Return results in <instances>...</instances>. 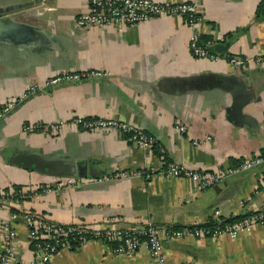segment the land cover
Returning <instances> with one entry per match:
<instances>
[{"label": "crops", "instance_id": "0c3cea01", "mask_svg": "<svg viewBox=\"0 0 264 264\" xmlns=\"http://www.w3.org/2000/svg\"><path fill=\"white\" fill-rule=\"evenodd\" d=\"M86 1L0 0V18L36 32L21 44L0 38V106L34 86L0 114V188L12 193L18 184L27 192L14 205L9 198L0 201V222L8 217L6 205L58 224L95 227L197 226L209 218L264 212V164L224 174L204 188L189 177L140 173L178 163L221 174L264 150V63L253 60L264 53V0H198L191 27L180 15H163L81 28L74 16ZM191 34L210 38L217 57L194 56ZM229 55L246 61L233 67ZM83 70L103 74L45 84L50 74ZM234 101L245 119L228 117ZM74 117L123 120L153 141L140 147L127 132L88 130ZM24 152L69 161L73 173L50 174L10 160ZM13 227L8 264H35L25 224L18 219ZM159 256L144 241L133 252L116 253L90 239L59 248L44 264H264V220L234 235H162Z\"/></svg>", "mask_w": 264, "mask_h": 264}, {"label": "built area", "instance_id": "2783aa9c", "mask_svg": "<svg viewBox=\"0 0 264 264\" xmlns=\"http://www.w3.org/2000/svg\"><path fill=\"white\" fill-rule=\"evenodd\" d=\"M197 5L198 0H182L165 3L157 0H87L85 9L74 16V24L81 28L116 26L119 24H132L163 15H180L183 17L185 23L191 27L198 18ZM198 41V37L195 34L189 36V50L194 56L217 57V53L212 50L213 41L210 38H206L202 43ZM225 58L233 67H241L246 61L245 58L236 55H229ZM253 60L264 63V53L257 54ZM101 74L103 72L100 70L56 72L50 74L45 79V84L51 85ZM31 91H34V86H30L16 97L4 100L0 106V114L9 111ZM72 120L80 127L88 130L100 128L127 132L129 137L140 147L149 145L153 141L152 137L141 127L116 118L74 117ZM25 127L28 128L29 126ZM175 127L181 132L184 131L183 124H176ZM260 164H264V150L252 154L236 165L226 167L221 174L201 172L186 168L178 163H170L157 170L150 169L141 171L140 173L144 177H149L154 173L166 177H189L195 180L198 188H204L211 185L224 174L239 172ZM19 193V196L23 195L21 191ZM9 196H11L10 192H4L0 188V201L8 199ZM16 202V200L11 199V203L16 204ZM216 212L215 210L214 213ZM17 217L21 218V221L27 228L28 240L32 247L35 264H44L59 248L69 247L70 240H74L76 242L75 246H79L90 239H98L110 244L112 250L116 253L133 252L139 243L144 241L150 254L160 261L159 250L162 235L169 237L184 235L196 237H216L221 234L234 235L237 231L242 230L252 222H262L264 220V212L244 215L238 220H234L220 227L214 226L212 229H207L202 226L164 227L150 222L144 225L125 227H119L112 223L96 227L84 223L58 224L32 212H9L7 219L0 223V264H8L14 258V239L16 234L12 223L13 219Z\"/></svg>", "mask_w": 264, "mask_h": 264}, {"label": "water", "instance_id": "95a60500", "mask_svg": "<svg viewBox=\"0 0 264 264\" xmlns=\"http://www.w3.org/2000/svg\"><path fill=\"white\" fill-rule=\"evenodd\" d=\"M36 32L30 25L22 22H17L10 19L0 18V38L15 44H21L25 40L30 39ZM214 47L224 50L226 44L216 43ZM228 117L231 119L237 116L239 119H245L244 115L240 112L238 102L234 101L226 109ZM10 160L20 166H24L36 171H44L50 174H65L73 173L70 171V162L66 160H56L42 158L36 153L24 152L14 154Z\"/></svg>", "mask_w": 264, "mask_h": 264}, {"label": "trees", "instance_id": "16d2710c", "mask_svg": "<svg viewBox=\"0 0 264 264\" xmlns=\"http://www.w3.org/2000/svg\"><path fill=\"white\" fill-rule=\"evenodd\" d=\"M206 38L207 37H198V40H199L198 42L199 43H202ZM1 189L4 190V192H7V189L6 188H1ZM18 189H19V185L18 184H14L13 185V192L11 193V196H9V199H13V200H16V201H20L22 198H24L27 195V192H25L24 194L22 193L23 194L22 196H19L20 193H19V190ZM11 204L14 205V203H11ZM6 207L8 208L9 212L21 213L14 206H11V205H8L7 206L6 205ZM34 214H36V213H34ZM242 216H244V214H242V215H235V216H232V217H229V218H218V219L217 218L216 219L209 218L206 222H204L203 224L197 225V226H202V227H205L207 229H212L214 226H219L220 227V226H223L225 224H228V223H230V222H232L234 220H238ZM18 219L21 220V218H19V217L13 219V223L12 224H14V222H16ZM174 227H177V226H174ZM75 243L76 242L74 240H70L69 247L70 248H74L75 247Z\"/></svg>", "mask_w": 264, "mask_h": 264}]
</instances>
